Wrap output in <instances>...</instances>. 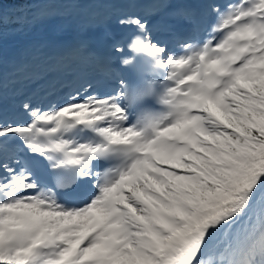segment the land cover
Instances as JSON below:
<instances>
[{
  "label": "snow or ice",
  "instance_id": "snow-or-ice-1",
  "mask_svg": "<svg viewBox=\"0 0 264 264\" xmlns=\"http://www.w3.org/2000/svg\"><path fill=\"white\" fill-rule=\"evenodd\" d=\"M5 5L108 43L0 44V264H264V0Z\"/></svg>",
  "mask_w": 264,
  "mask_h": 264
},
{
  "label": "trees",
  "instance_id": "trees-1",
  "mask_svg": "<svg viewBox=\"0 0 264 264\" xmlns=\"http://www.w3.org/2000/svg\"><path fill=\"white\" fill-rule=\"evenodd\" d=\"M4 2L7 4L5 6L7 7V11L10 15L15 16L21 14L20 12L16 11L20 0H4ZM75 18V14L73 13V15L70 17L54 19L50 21L45 27L33 30L31 32H17L10 29L6 37L0 38V44L6 43V49L9 51V54H12L17 49L26 45L22 42V39H27L31 43L34 41H39V38L45 35L63 32L65 31L66 24L69 22L68 20L70 19V22H72L75 20ZM12 28L14 29L15 25H13ZM8 70V66L5 64V73H8Z\"/></svg>",
  "mask_w": 264,
  "mask_h": 264
},
{
  "label": "bare ground",
  "instance_id": "bare-ground-1",
  "mask_svg": "<svg viewBox=\"0 0 264 264\" xmlns=\"http://www.w3.org/2000/svg\"><path fill=\"white\" fill-rule=\"evenodd\" d=\"M101 6H99L98 9H94L92 11V14L95 13H101L103 12L102 9H100ZM91 14V15H92ZM89 24V23H88ZM71 33H68L67 36H64L62 38H57L60 40H73L76 38H83L86 40L89 44V47L96 51L97 53L103 54L106 49V44L108 43L106 40L103 39V29L100 28H94L91 26H87L84 28L80 33H78L76 36L69 37Z\"/></svg>",
  "mask_w": 264,
  "mask_h": 264
},
{
  "label": "rangeland",
  "instance_id": "rangeland-1",
  "mask_svg": "<svg viewBox=\"0 0 264 264\" xmlns=\"http://www.w3.org/2000/svg\"><path fill=\"white\" fill-rule=\"evenodd\" d=\"M84 9L86 10H79L76 12V16L77 19L74 22H71L70 24L66 25L67 30L65 33L63 34H58V35H50V36H45L42 37L40 40H46V39H50V38H62L64 36H67L68 33H71V35L69 37H73L76 36L78 33H80L84 28H86L87 26H89V18L92 14V11L96 8L98 9L99 6H83ZM96 29V28H95ZM25 44H28V40H24ZM7 90H10V87L7 88ZM9 94L8 91L5 90V96L7 97Z\"/></svg>",
  "mask_w": 264,
  "mask_h": 264
}]
</instances>
